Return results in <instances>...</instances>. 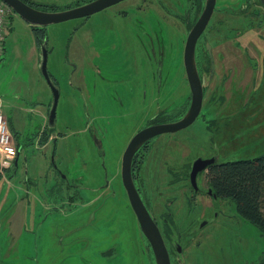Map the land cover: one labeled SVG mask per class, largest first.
I'll return each instance as SVG.
<instances>
[{
    "label": "flooded vegetation",
    "instance_id": "af4514ba",
    "mask_svg": "<svg viewBox=\"0 0 264 264\" xmlns=\"http://www.w3.org/2000/svg\"><path fill=\"white\" fill-rule=\"evenodd\" d=\"M21 1L38 11L58 12L56 8L39 9L32 0ZM82 1L65 10L96 0ZM12 12L13 16L17 15ZM13 16L7 36L16 32ZM52 26H55L58 44H51L50 49L47 35ZM197 26L201 32L192 45L190 34ZM31 27L32 31L34 27L45 31L46 37L40 46L46 41L51 83L43 79L52 96L42 116L45 122L37 127L38 150L46 149L51 143V153L55 155L59 139L72 134L74 146L79 147L73 157L84 158L88 168L84 183L73 195V204L42 202L41 205L43 226L50 221L48 213H55L57 217L54 226L50 221L46 228V239L53 227L58 256L65 254L61 264H159L155 247L143 230L124 184L127 173L162 235L170 264H197L192 263L195 252L192 244L195 241V246H203L208 237V233L201 232L204 227L218 215L228 219L236 215L217 209L214 217L207 216L206 207H218L225 198L211 185L212 171L222 164H218L208 143L220 131L221 123L230 125L222 119L233 117V123L238 126L245 115L241 107V83L254 77L260 61L264 63L257 51L259 44L264 45L263 0H214L213 5L212 0H120L86 16ZM247 37L254 40L256 37L262 42L241 40ZM191 49L202 89L199 99L194 97V89H199H193L189 78L194 66L186 63ZM243 67L251 70L243 72ZM174 80L175 97L180 100L174 110L168 111L170 105L164 102ZM56 91L59 99L52 121L49 115ZM227 101L242 110L239 107L222 110ZM194 104L199 108L189 125L153 137L141 136L154 128L178 124ZM138 136L143 142L128 162L129 148ZM118 137L121 143L115 145ZM83 148L85 152L79 153ZM91 162L97 168L94 176ZM41 165L37 160L39 171ZM48 169L56 173L53 175L56 179L65 174L61 169L55 171L50 163ZM168 171L174 176L169 184L184 183L178 198L151 191L156 182L167 181ZM61 185L64 183L60 181ZM115 185L117 192L114 190L112 194L109 188ZM85 190L100 195L82 200L79 206L74 201ZM101 197L104 199L100 200ZM178 204L186 205L187 210L181 220ZM109 206L121 218H129L126 228L130 238L116 237L117 217L104 222V209ZM79 210H87L86 219L77 217L69 221ZM99 227L103 235L90 244L88 255L83 256L79 247L86 244L80 242L84 238L80 234L90 228L95 232H89V237L96 239L91 234H96Z\"/></svg>",
    "mask_w": 264,
    "mask_h": 264
},
{
    "label": "rangeland",
    "instance_id": "374dc122",
    "mask_svg": "<svg viewBox=\"0 0 264 264\" xmlns=\"http://www.w3.org/2000/svg\"><path fill=\"white\" fill-rule=\"evenodd\" d=\"M32 1H35L39 9L44 11L56 8L60 12L76 7L82 0ZM13 20L16 32L7 36L5 52L0 54V105L15 131L13 133L15 134V145L18 147V156H16V164L13 162L12 166L6 165L9 163L0 157V168H5V165L9 166L7 168L9 170L4 169L0 178V264H61L63 262L61 259L65 254L58 256L60 251L54 237L53 227L50 228L46 239V228L50 225V221L54 226L57 217L53 215L55 213H48L51 216L50 221L43 226L44 214L42 216L41 205L42 202L44 204H73V195L79 189L78 186L84 183L88 168L84 158L73 157V152L77 155L79 147L74 146L72 134L68 138L59 139L55 155L51 153L53 149L51 143H48L46 149L38 150L37 127L45 122L42 116L45 115L47 103L51 102L52 96L40 72L41 51L37 48L31 25L23 22L18 13L13 16ZM55 32V26L48 30V48L55 42L56 45L58 44ZM255 39L241 38L243 42H262L256 37ZM257 51L258 57L264 58V45L259 44ZM247 69L250 71L251 67ZM247 69L243 67L242 71ZM175 83L176 80L173 81V86L165 98L164 103L170 105L168 111L174 110L180 100L179 97H175ZM241 87L243 88L241 105L243 110L239 106H232L231 101H227L221 109L231 110L239 107L245 115L240 118L238 126L233 123V117L222 119V122L228 121L230 125L227 127L221 123L220 131L208 143L213 155L217 157L218 164L251 160L264 154V63L260 61L254 77L246 79L243 84L241 83ZM114 143L119 145L120 137L115 139ZM84 152V148L79 150V153ZM65 154L68 156L67 159L63 157ZM37 160L42 164L40 171L37 168ZM49 163L55 171L61 169L65 174L62 173L57 179L53 177L56 173L48 169ZM88 166L90 169L92 166L91 173L94 176L97 170L95 162H91V166L90 164ZM166 174L167 181L165 183L156 182L151 191L155 194L162 191L166 195L170 194L178 198L184 183L169 184L174 176L171 171ZM63 179L66 181L64 182ZM60 181L64 185L60 186ZM115 187L116 185L109 188L112 194ZM97 195L100 194L97 193ZM97 195L85 190L77 196L74 202L80 206L82 200L86 201L88 197L93 199ZM103 199L101 197L100 200ZM177 206H180L178 217L181 220L182 215L187 212L186 205L178 204ZM261 206L264 213V199ZM206 209L207 216L214 217L217 209L223 210L228 215L236 214L237 216L228 219L223 215H218L213 218V222L204 227L201 232L208 233V237L203 246H195V241L193 242L195 252L191 256L192 263L258 264L263 259L264 237L262 233L255 225L237 213L235 201L231 197L222 198L218 207H206ZM104 210L106 213L104 222L117 217L116 237L130 238V233L126 228V225L130 223L129 218H121L116 209H112L111 206ZM83 213L86 215L82 218ZM87 216V210H79L78 214L69 217V221L77 217L86 219ZM81 222L82 220L79 224ZM98 224L102 225V223ZM91 231L95 232L88 228L80 234L84 237L80 242L86 244L85 247L81 245L79 247L83 256L88 255L90 244L99 240L103 235L99 227L96 234H91V237H96V239H92L88 234ZM110 237L114 239L112 233ZM197 239L200 240V236ZM45 242H47V248ZM93 247L94 245L91 248ZM203 256L208 258L204 259Z\"/></svg>",
    "mask_w": 264,
    "mask_h": 264
},
{
    "label": "water",
    "instance_id": "95a60500",
    "mask_svg": "<svg viewBox=\"0 0 264 264\" xmlns=\"http://www.w3.org/2000/svg\"><path fill=\"white\" fill-rule=\"evenodd\" d=\"M118 1L120 0H96L94 2L89 3L88 5L77 7L76 9L65 10V12L48 13V12L38 11L32 6L27 5L24 1H21V0H1V2H4L9 7H11V9L15 13H18V15L22 19H24L25 22H27L29 25L39 26V27L42 25L43 26L53 25L54 23L66 21L68 19H73V18H77L80 16H86V15H89V13L101 11L102 8L113 5V3L118 2ZM209 1L210 0H208V2ZM213 3H214V0H212V5ZM203 20L204 18L201 19V21ZM200 32H201V29H199V27L197 26L194 29V31L190 34L189 40L190 39L193 40L192 45H194L195 43L194 39L198 37ZM40 48H41L40 72L42 73V77L46 79L49 83H51L49 72H47L48 48L46 47V41L43 42ZM190 54L191 56L187 55L186 63L192 64L194 66L195 60H194L193 49H191ZM189 78L192 82L193 89L195 87L199 89V91H196V89H194L195 90L194 97L198 96V99H199L202 95V89L200 86V78L197 77L195 66H194L193 71H189ZM195 83H197L198 85ZM53 96H54V102L52 106L53 109L51 110L50 115H49V120H52V121L55 120V114H56V109H57L56 106H57V102L59 99L58 91H56ZM200 103H201V99L199 100V106H200ZM198 108L196 109L195 104H194L193 107L189 110L188 115L183 120L178 122V124L176 125H172V126L166 125V127L159 128V129L154 128L152 131L145 132L141 136H145L146 138L153 137L154 135L159 134V133H164L166 131H176L180 127L187 126L196 117L197 115L196 112L198 111ZM141 136H138L137 138H135L134 141L131 143V146L128 151L129 152L128 162H130L131 155L134 153L136 148L139 147V145L143 142L142 139H138ZM124 176H125L124 184L127 188L129 198L132 202V206L134 208V211L137 214V217L140 223L142 224L145 234L148 235V237L150 238L153 244V247H155V251H156L159 264H170L171 263L170 258L168 256L166 246H164L162 235H160L159 230L157 229V226L155 225V223L152 222L149 212L144 207L142 200H140L137 189L134 187L133 180H131V177L129 176L128 173L124 174Z\"/></svg>",
    "mask_w": 264,
    "mask_h": 264
},
{
    "label": "trees",
    "instance_id": "16d2710c",
    "mask_svg": "<svg viewBox=\"0 0 264 264\" xmlns=\"http://www.w3.org/2000/svg\"><path fill=\"white\" fill-rule=\"evenodd\" d=\"M38 47L45 31L33 28ZM41 51V48H40ZM212 183L218 193L235 201L237 213L255 225L264 237V213L261 202L264 199V154L251 160L227 162L212 171ZM258 264H264V257Z\"/></svg>",
    "mask_w": 264,
    "mask_h": 264
},
{
    "label": "built area",
    "instance_id": "2783aa9c",
    "mask_svg": "<svg viewBox=\"0 0 264 264\" xmlns=\"http://www.w3.org/2000/svg\"><path fill=\"white\" fill-rule=\"evenodd\" d=\"M11 13H13L11 7L0 0V54L3 53V49H5V37L8 34L10 28L9 24H11L13 16ZM15 144L9 121L1 110L0 105V155H2L3 159L9 164L15 160V156L17 155V147Z\"/></svg>",
    "mask_w": 264,
    "mask_h": 264
},
{
    "label": "crops",
    "instance_id": "0c3cea01",
    "mask_svg": "<svg viewBox=\"0 0 264 264\" xmlns=\"http://www.w3.org/2000/svg\"><path fill=\"white\" fill-rule=\"evenodd\" d=\"M9 125H10L11 133L13 134L14 139H15V134L13 133V132H15V131L13 130V127H12V125L10 124V121H9ZM0 157L3 159L2 155H1ZM9 162H11V161H9ZM13 162L16 163V159L13 160ZM13 162H11L10 164H6V165L12 166V163H13ZM6 165H5V168H0V178H1V176L3 175V172H4L5 170H9V169H7V168H9V166H6ZM10 168H11V167H10ZM4 169H5V170H4Z\"/></svg>",
    "mask_w": 264,
    "mask_h": 264
}]
</instances>
